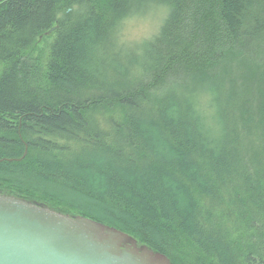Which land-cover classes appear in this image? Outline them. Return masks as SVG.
<instances>
[{
	"label": "trees",
	"instance_id": "16d2710c",
	"mask_svg": "<svg viewBox=\"0 0 264 264\" xmlns=\"http://www.w3.org/2000/svg\"><path fill=\"white\" fill-rule=\"evenodd\" d=\"M172 4L130 85L108 29L144 0L0 2V188L77 207L170 264H264V0ZM183 79L215 93L218 135L184 96L152 95Z\"/></svg>",
	"mask_w": 264,
	"mask_h": 264
},
{
	"label": "water",
	"instance_id": "95a60500",
	"mask_svg": "<svg viewBox=\"0 0 264 264\" xmlns=\"http://www.w3.org/2000/svg\"><path fill=\"white\" fill-rule=\"evenodd\" d=\"M0 264H170V261L113 227L0 193Z\"/></svg>",
	"mask_w": 264,
	"mask_h": 264
},
{
	"label": "clouds",
	"instance_id": "9594fccd",
	"mask_svg": "<svg viewBox=\"0 0 264 264\" xmlns=\"http://www.w3.org/2000/svg\"><path fill=\"white\" fill-rule=\"evenodd\" d=\"M173 10L172 0H144L142 8H128L110 19L108 40L113 50L120 54L119 60L125 70L124 79L128 84L135 85L149 75L151 46L160 37ZM169 93L182 95L189 101L192 113L200 124V131L206 137L219 134L215 93L209 86L169 80L161 91H153L152 95ZM94 119L100 129L106 130L107 114L97 112Z\"/></svg>",
	"mask_w": 264,
	"mask_h": 264
},
{
	"label": "rangeland",
	"instance_id": "374dc122",
	"mask_svg": "<svg viewBox=\"0 0 264 264\" xmlns=\"http://www.w3.org/2000/svg\"><path fill=\"white\" fill-rule=\"evenodd\" d=\"M1 1H3V0H0V2ZM51 40H52V33L46 34L44 37H42V39H40L38 42H36V44L32 48V52L34 54L40 56V57H44L45 49ZM118 63H120L119 59H118ZM180 82L183 84L185 82H188V80L183 79ZM201 85H204V82ZM175 95L176 94H174V93L170 94L171 97H174ZM176 96L179 97L180 95H176ZM179 98H181V97H179ZM0 193L9 194V191L6 188H4V189L0 188ZM35 199H38L37 202L39 204H44L47 207H49L50 209L52 208L53 210L55 209V210L61 211L60 213H63V214H68V215H72V216L82 214L79 208L68 206L66 203H62V202H58V201H50V200L44 199L38 195L35 196Z\"/></svg>",
	"mask_w": 264,
	"mask_h": 264
},
{
	"label": "bare ground",
	"instance_id": "6f19581e",
	"mask_svg": "<svg viewBox=\"0 0 264 264\" xmlns=\"http://www.w3.org/2000/svg\"><path fill=\"white\" fill-rule=\"evenodd\" d=\"M210 85H211V83H210ZM214 90V89H213ZM220 99V98H219Z\"/></svg>",
	"mask_w": 264,
	"mask_h": 264
}]
</instances>
